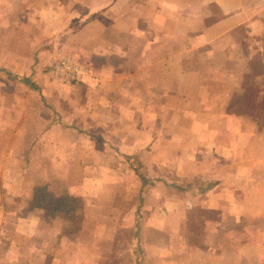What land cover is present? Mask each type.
Wrapping results in <instances>:
<instances>
[{
	"label": "crops",
	"instance_id": "1",
	"mask_svg": "<svg viewBox=\"0 0 264 264\" xmlns=\"http://www.w3.org/2000/svg\"><path fill=\"white\" fill-rule=\"evenodd\" d=\"M20 40H39L45 64L69 56L89 72L61 113L43 94L50 123L0 127V264H264V126L233 106L248 84L259 102L264 0H0V120L5 75L36 87L13 73ZM65 104L79 105L76 126L58 120Z\"/></svg>",
	"mask_w": 264,
	"mask_h": 264
},
{
	"label": "rangeland",
	"instance_id": "2",
	"mask_svg": "<svg viewBox=\"0 0 264 264\" xmlns=\"http://www.w3.org/2000/svg\"><path fill=\"white\" fill-rule=\"evenodd\" d=\"M6 34V33H5ZM21 38H24V33H20ZM35 46V52H34V46ZM39 40H20L19 41V63L17 65L16 62H14V65H17L16 70L13 71L14 75L17 74L19 75V78L22 77H28L31 75L32 79H33V83L36 85V87H32V89L28 88V85H26L25 83H23L22 81H20V86L17 89L15 84L12 87V84L9 83L7 80H15L12 79L11 77L8 76H4L5 83L3 84V91H4V101H3V106H5V110H4V114H3V119L0 120V127H3L4 129H11L14 126H19L20 129H26L28 127H34V125L36 127H42V125L45 123L44 119L46 122L50 123V112H49V108H48V104L45 103L44 100V96L48 99L47 102L51 105H55L56 107V111H59L57 109L61 108V105H59L58 101L61 98V95L68 93L72 96H74V92L67 90V87H71V85L76 84V82H66V81H61L60 79L54 77L52 74H50L48 72V64L51 62H49L48 64H45L47 59L46 57L43 56H38V54H44L46 55L47 52L44 51H40L38 52L36 50L37 46H38ZM49 49L48 51H51L52 54V50H57V47L53 46V44L51 45V43L48 45ZM16 48V45H13L10 42L6 41L5 38V58H10V57H6V55L10 54V51ZM15 50V49H14ZM258 55H255L251 58V62H250V66L251 69H253V77L256 78L260 84L258 85V91L259 92V102H257V104L254 103V99L253 96L255 94L256 89H252L251 88V84H248V94L240 99L237 100L236 104L233 105L235 107H238V109H241V107L243 108L245 113H248L251 115V113H255V115L258 117V119H254L252 120V122L254 123V125L257 126H264V69L262 70V66H263V60H264V56L262 57V59L260 57H257ZM61 57H66L70 60L75 61L76 63L82 65L81 63H79L77 60H75L72 57L69 56H61ZM60 58V57H59ZM49 59V58H48ZM15 60V59H14ZM56 60L52 58V61ZM5 63L7 65H11V59L9 60V62ZM84 66V65H82ZM85 67V66H84ZM89 69V67H87ZM263 71V72H262ZM89 72V71H88ZM87 72V73H88ZM32 73V74H31ZM86 73V74H87ZM85 75V74H84ZM30 77V78H31ZM53 80H55L56 82L60 83L61 85H58L56 83H54ZM43 92V93H42ZM16 96H19V108H20V113L18 115H16V118L14 119V122L10 121V116H9V112L10 110L7 109V107L10 106V101H13L12 99ZM43 98H42V97ZM75 99V98H73ZM18 102V103H19ZM16 104V101L14 102ZM65 106H68V112L66 113V115L64 117H62V115L58 114V120L60 118V122H63L64 125H72V126H76V120L79 118L83 117V114L81 115V113L78 112L79 115L76 114V107H79V105L77 104H65ZM64 107V106H63ZM62 107V108H63ZM53 107V109H55ZM59 113H61L59 111ZM60 115V116H59ZM62 118V119H61ZM251 120L245 121V124L249 125L251 124ZM57 122V121H56ZM70 139L75 138L74 135L70 134L67 136ZM7 138V137H6ZM15 138V137H14ZM8 139H12L11 136L8 137ZM90 140H94L95 143L97 145L100 144V141H98V139H90ZM28 138L27 136H21V140L19 142L20 147L22 146V151H26V145L28 142ZM92 141V142H94ZM102 144V143H101ZM6 154V153H5ZM22 155L26 156V153L21 152ZM110 154H113L112 152H110ZM118 155V159L124 162L125 159V155L123 152H117ZM25 158H23L21 156V164H24ZM68 168V167H67ZM36 170L33 172V169H31V171H29V169H25V168H20V171L22 172V170H25V176H27V174H32L37 176L38 174L41 175V173L43 172L42 168H35ZM125 168L123 167V171L120 174V176H128L126 174V171L124 170ZM67 173L66 176L70 177H75L76 175V170L73 168H68L66 169ZM87 170V169H86ZM120 171V169H118ZM60 168L58 167L57 163H51L49 164V167H46L45 169V176L47 177V179H59L60 177ZM149 175L156 177L155 175H158V177H165V179H184L182 178V172L181 175H177L175 174V171L170 169V168H158V174H156V170L154 169V167L149 168ZM43 176V175H42ZM89 177H92L89 175ZM185 179H188L187 177ZM52 191V190H51ZM57 192H59V190H56ZM54 192V191H52ZM37 194V204H42L43 201L47 202L49 201V199L52 197L50 191L45 187V189H41L40 191L37 190L36 192ZM59 196V194H58ZM53 199V198H52ZM68 200L65 202L67 203ZM67 206L68 205H64V211H67ZM70 206V205H69ZM63 211V210H62ZM63 211V212H64ZM66 218H68L69 221H71L72 226L77 225V223L79 222L78 220H76L75 216L73 213L66 215Z\"/></svg>",
	"mask_w": 264,
	"mask_h": 264
},
{
	"label": "built area",
	"instance_id": "3",
	"mask_svg": "<svg viewBox=\"0 0 264 264\" xmlns=\"http://www.w3.org/2000/svg\"><path fill=\"white\" fill-rule=\"evenodd\" d=\"M48 72L66 82L79 81L89 69L66 57H60L48 64Z\"/></svg>",
	"mask_w": 264,
	"mask_h": 264
}]
</instances>
